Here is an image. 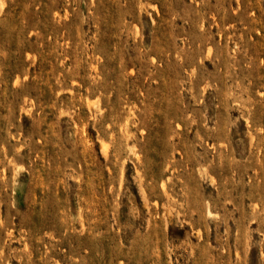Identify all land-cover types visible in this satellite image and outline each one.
Segmentation results:
<instances>
[{
  "label": "rangeland",
  "instance_id": "rangeland-1",
  "mask_svg": "<svg viewBox=\"0 0 264 264\" xmlns=\"http://www.w3.org/2000/svg\"><path fill=\"white\" fill-rule=\"evenodd\" d=\"M0 264H264V0H0Z\"/></svg>",
  "mask_w": 264,
  "mask_h": 264
}]
</instances>
